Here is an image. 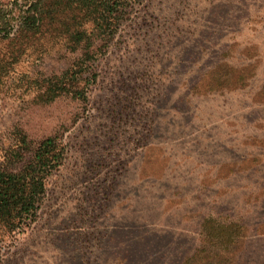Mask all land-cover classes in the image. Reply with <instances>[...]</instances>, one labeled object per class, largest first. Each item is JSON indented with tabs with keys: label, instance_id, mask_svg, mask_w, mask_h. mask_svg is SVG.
Instances as JSON below:
<instances>
[{
	"label": "rangeland",
	"instance_id": "obj_1",
	"mask_svg": "<svg viewBox=\"0 0 264 264\" xmlns=\"http://www.w3.org/2000/svg\"><path fill=\"white\" fill-rule=\"evenodd\" d=\"M58 1L0 35V171L53 141L0 264H264V0Z\"/></svg>",
	"mask_w": 264,
	"mask_h": 264
},
{
	"label": "trees",
	"instance_id": "obj_2",
	"mask_svg": "<svg viewBox=\"0 0 264 264\" xmlns=\"http://www.w3.org/2000/svg\"><path fill=\"white\" fill-rule=\"evenodd\" d=\"M81 2L89 8V14L99 19L98 0L96 3L95 0ZM61 3L62 1L56 0L46 4V0H33L19 11L17 17L11 15L7 17L0 9V35L8 37L13 30L12 22L16 20L19 21L20 29L30 33L38 31L54 16L56 7ZM95 4L94 9L91 6ZM52 142V139L42 141L35 150L33 159L22 170L16 173L0 171V223L22 226L35 218L40 203L39 198L43 193V180L47 174L46 171L37 168L49 162L48 151H51Z\"/></svg>",
	"mask_w": 264,
	"mask_h": 264
}]
</instances>
